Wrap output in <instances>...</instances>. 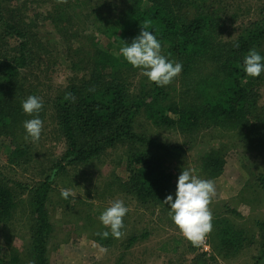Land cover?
I'll return each mask as SVG.
<instances>
[{
  "label": "trees",
  "instance_id": "obj_1",
  "mask_svg": "<svg viewBox=\"0 0 264 264\" xmlns=\"http://www.w3.org/2000/svg\"><path fill=\"white\" fill-rule=\"evenodd\" d=\"M216 2L68 0L62 4L57 0H0V148L9 150L5 157L13 164H19L20 159L32 161L31 141L24 139L23 123L33 117L22 109V101L30 95L43 99L40 119L53 120L66 145L42 181L18 183L32 201L34 220L26 248L30 262H25L16 248H10V255L0 257V264H50L48 246L54 226L47 204L54 178L68 166L94 162L119 145L126 146L128 154V178L118 182L123 192L144 208L170 207L163 201L167 195L175 200L176 187L164 155L179 157L185 149L137 133L135 125L142 113L156 126L187 135L209 128L234 131L264 160V72L252 78L243 70L250 49L264 56V9L243 34L224 43L216 32L221 19ZM47 20L65 39V57L58 49L56 56H61L55 62L61 59L70 74L66 84L51 92L45 91V82L35 76L43 66L46 69L55 64L52 58H43L51 57L53 49L37 38ZM145 20H151L149 31L161 41L162 53L183 65L170 85L159 87L149 82L120 54V48L139 35ZM134 77L140 79V89L132 93L128 79ZM69 92L76 97L75 102L64 99ZM223 148L205 154L196 171L208 177L220 176L226 165ZM5 178L0 172V230L12 219L17 206ZM255 180L264 194V172L256 173ZM230 212L238 213L234 209ZM258 226L264 241V221ZM211 236L218 254L224 256L251 243L243 230L220 216L213 220ZM97 240L100 244L104 241L99 235ZM136 241V236L130 237L125 248ZM261 251L264 259V245ZM205 255L198 254L192 264H204L200 258L212 260Z\"/></svg>",
  "mask_w": 264,
  "mask_h": 264
},
{
  "label": "rangeland",
  "instance_id": "obj_2",
  "mask_svg": "<svg viewBox=\"0 0 264 264\" xmlns=\"http://www.w3.org/2000/svg\"><path fill=\"white\" fill-rule=\"evenodd\" d=\"M215 4L217 13L221 15L216 32L224 43H231L243 34L252 22L260 18L264 9V0H217ZM38 31L40 36L37 38L54 52L51 57L43 54V58H52L55 64L46 69L43 66L35 76L45 82L43 89L51 92L56 86L66 84L70 75L61 59L58 64L55 62L61 56H56L58 49L64 54L65 39L48 20L42 22ZM128 80L132 93L140 89L138 77ZM262 95L261 104H264V88ZM137 120V133L162 144L184 146L185 150L179 157L164 155L166 166L174 175L175 187L183 167L196 170V164L205 154L224 147L221 154L226 165L220 176L208 177L199 171L196 174L215 183L216 195L210 204L214 219L220 216L228 220L243 230L251 243L237 253L219 255L211 232L205 239L207 244L193 246L171 219L168 206L144 208L119 187L118 182L126 180L129 175L127 148L119 145L94 162L68 166L54 178L47 204L54 226L48 246L49 263L192 264L198 254L205 252V256L212 260L198 259L204 264H264L261 258L264 241L258 226L264 221V194L255 182L256 173L264 172L263 158L234 131L209 128L187 135L156 126L145 113ZM65 146L57 124L48 120L44 122L40 140L31 142V162L20 159L19 164H13L5 157L9 150L0 148V172L6 177L17 201L12 219L0 230L1 258L10 255V248H16L25 262L30 260L29 249L26 252V248L34 220L32 201L29 192L18 183L34 185L42 181L50 172V166L61 158ZM61 189H70L75 196L66 200L61 197ZM116 199L123 200L129 209L123 219L124 235L120 239L113 238L110 229L99 220L101 213ZM230 209L238 213H231ZM103 231H109V237L102 239L104 241L100 244L97 233ZM132 236H136L137 241L131 248H125ZM100 247L107 248V252L101 253Z\"/></svg>",
  "mask_w": 264,
  "mask_h": 264
},
{
  "label": "clouds",
  "instance_id": "obj_3",
  "mask_svg": "<svg viewBox=\"0 0 264 264\" xmlns=\"http://www.w3.org/2000/svg\"><path fill=\"white\" fill-rule=\"evenodd\" d=\"M68 0H57V3H67ZM152 28L151 20H145L141 24V32L131 44L125 43L120 48V54L133 68L140 69L142 75L149 82L159 87L170 85L177 78L183 65L180 62L170 60L162 53V43L155 33L149 31ZM234 47H239L235 44ZM243 70L247 76L256 78L264 72V56L255 48L250 49L244 57ZM94 91V89H89ZM64 99L75 102L76 97L72 93H66ZM43 99L39 96L30 95L22 101V109L31 119L25 120L23 127L26 130L24 139L33 143L38 142L44 127L40 119L43 109ZM216 195L215 183L211 179L201 178L194 168L183 167L176 184L175 200L172 195H167L163 203L169 205V215L183 236L193 246H200L213 230V213L210 208L213 197ZM75 194L70 189H61V197L68 199ZM129 209L124 201L116 199L110 202V206L99 216V220L110 229L111 236L120 239L124 235L125 227L123 219ZM102 239L109 237V231L98 232ZM101 253H106L107 248L100 247Z\"/></svg>",
  "mask_w": 264,
  "mask_h": 264
},
{
  "label": "built area",
  "instance_id": "obj_4",
  "mask_svg": "<svg viewBox=\"0 0 264 264\" xmlns=\"http://www.w3.org/2000/svg\"><path fill=\"white\" fill-rule=\"evenodd\" d=\"M204 244H207V243L204 242Z\"/></svg>",
  "mask_w": 264,
  "mask_h": 264
},
{
  "label": "crops",
  "instance_id": "obj_5",
  "mask_svg": "<svg viewBox=\"0 0 264 264\" xmlns=\"http://www.w3.org/2000/svg\"><path fill=\"white\" fill-rule=\"evenodd\" d=\"M132 246H133V245H132ZM132 246H131V247H132ZM131 247H130V248H131Z\"/></svg>",
  "mask_w": 264,
  "mask_h": 264
}]
</instances>
